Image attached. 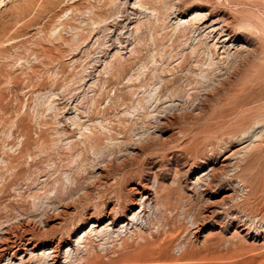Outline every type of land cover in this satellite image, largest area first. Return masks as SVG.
<instances>
[{
  "label": "rangeland",
  "instance_id": "1",
  "mask_svg": "<svg viewBox=\"0 0 264 264\" xmlns=\"http://www.w3.org/2000/svg\"><path fill=\"white\" fill-rule=\"evenodd\" d=\"M0 28V264H264V0H0Z\"/></svg>",
  "mask_w": 264,
  "mask_h": 264
},
{
  "label": "bare ground",
  "instance_id": "2",
  "mask_svg": "<svg viewBox=\"0 0 264 264\" xmlns=\"http://www.w3.org/2000/svg\"><path fill=\"white\" fill-rule=\"evenodd\" d=\"M211 26V25H210ZM1 29V28H0ZM222 31V30H221ZM43 51V50H42ZM37 59V58H36ZM50 62V61H49ZM52 63V62H51ZM49 64V63H48ZM262 117H260V119H261ZM262 120V119H261ZM253 121V120H252ZM264 121H255L254 122V125L251 127V131H248V132H245L243 135H242V138H243V140H244V138L245 139H248L247 141H249L250 139L249 138H255L256 137V139H257V135H259L260 134V132L263 130V127H264ZM241 134V133H240ZM257 134V135H256ZM256 135V136H255ZM234 137V136H233ZM239 138V137H238ZM237 139V138H236ZM240 139V138H239ZM255 140V139H254ZM251 141V140H250ZM253 141V140H252ZM262 142V141H261ZM236 143V142H235ZM239 143V142H238ZM248 143V142H247ZM250 144H252V143H250ZM259 145V144H258ZM246 147H249V143H248V146L246 145V141L245 142H241V143H239V144H236L235 146L233 145L232 146V148L229 150L230 152H229V154L225 157V158H227V157H229V156H238L240 153L242 154V152H244V149L246 148ZM257 147V146H256ZM257 149V148H256ZM246 150V149H245ZM223 154V153H222ZM192 156V155H191ZM241 156V155H240ZM239 157V156H238ZM242 158V157H241ZM232 161H234V160H232ZM225 163V162H224ZM212 168V167H211ZM202 174V173H201ZM102 176V175H101ZM103 177V176H102ZM133 177V176H132ZM207 177V176H206ZM203 178V177H202ZM206 180V179H205ZM109 184V183H108ZM112 184V183H111ZM236 185V184H235ZM234 185V186H235ZM107 186V185H106ZM118 187V186H117ZM239 187V186H238ZM147 188V187H146ZM98 189V188H97ZM132 191H133V193L135 194V197L134 198H130V200H129V204H131V205H137V202H136V197H138V196H140V197H142L143 198V196H145V200L144 201H141V203L139 204V206H138V208L139 207H142V209L140 210V211H136L137 209L135 208H131L132 206H126L125 207V209H128V211H129V215H125V216H123L124 218H125V220L124 221H122V223L121 224H123V225H121V228L123 227V226H128L129 225V223L130 222H132V220H136V218L138 217V215L141 213V212H143L144 211V203H145V201L147 202V200L149 201V200H152L151 199V194H149L147 191H146V189H145V187L143 186H139V185H135L134 187H132ZM157 191V190H156ZM242 191V190H241ZM120 193V192H119ZM133 194V195H134ZM226 196H228L229 197V195H226ZM119 199V198H118ZM144 199V198H143ZM142 200V199H141ZM115 201H118L117 199L115 200ZM124 201V200H123ZM121 203H122V201H120ZM140 202V201H139ZM107 203V202H106ZM149 204V203H148ZM113 205H114V203H113ZM122 207V206H121ZM74 209V208H73ZM116 209H117V207H116ZM121 208H119V209H117V210H120ZM123 210V209H122ZM122 210H120V211H122ZM116 211V210H115ZM115 211H113V209L111 210L110 208H109V211H108V209H107V211H105V213H104V218H108V216H109V214H110V212H112L113 214H114V212ZM98 212V211H97ZM81 214V213H80ZM115 214H117V211L115 212ZM114 214V215H115ZM71 215V214H70ZM111 217V216H110ZM114 217V216H113ZM64 219V218H63ZM83 220V219H82ZM112 220V219H111ZM114 220V219H113ZM94 221V220H93ZM114 222V221H113ZM20 223V222H19ZM108 223H112V221L110 222H108ZM18 224V223H17ZM72 224V223H71ZM67 225V224H66ZM105 225V224H104ZM103 225V226H104ZM13 226V225H12ZM100 225H99V223L96 221V222H94V223H92V227H99ZM140 226V225H139ZM105 228H107V226H105V227H101V229H105ZM127 228V227H126ZM139 228V227H138ZM172 230V229H171ZM124 231V230H123ZM6 232V231H5ZM24 232V231H23ZM90 232V231H89ZM103 232V231H102ZM120 233V232H119ZM55 234V233H54ZM83 234V233H82ZM87 234H88V232H87ZM86 234H84V236H85ZM125 235V234H124ZM7 236L8 235H6L5 237L7 238ZM10 236V235H9ZM31 236V235H30ZM29 236V237H30ZM33 236V235H32ZM44 236V235H43ZM84 236L83 237H80L78 240H81V239H83L84 238ZM147 236V235H146ZM62 237V236H61ZM141 237V236H140ZM9 238V237H8ZM7 238V239H8ZM142 238H143V240H144V242H143V244H142V250H141V252H139L137 255H133V251H131V253H130V251L129 252H125V254H124V258L125 257H127V258H132V262H134V261H136L137 262V260H139V261H142V260H145V259H147V256H150V257H152V255H153V253L151 252L150 253V249H151V246H152V242H151V240L150 239H148V238H145L144 236H142ZM6 239V240H7ZM32 239H34V237L32 238ZM61 239V238H60ZM125 239V238H124ZM162 239V238H161ZM26 240V242L28 243L29 241H30V239L29 238H27V239H25ZM2 242H3V240H1ZM0 241V242H1ZM8 241H10V240H8ZM64 241V240H63ZM153 241V240H152ZM155 241V240H154ZM6 242V241H5ZM25 242V241H24ZM62 241H57L56 243H53L52 241L49 243V244H47V245H45V247H49V248H51L52 250V254H51V256H52V258H51V260H52V262L55 264V263H57V261H58V259L60 258V247H61V245H62V243H61ZM156 242V241H155ZM15 243V242H14ZM13 243V244H14ZM61 243V244H60ZM66 243V242H65ZM11 244V243H10ZM121 244H122V247L124 246V249H126L127 248V244H126V242L124 241V240H122V242H121ZM6 245L7 244H3V245H0V255L1 256H5V255H7L8 253L6 252L7 251V247H6ZM69 244L68 243H66V248H67V246H68ZM13 245H11V247H12ZM22 246V245H21ZM25 246V245H24ZM31 246H33V245H31ZM80 246V245H79ZM88 246V245H87ZM19 247H20V245H19ZM28 247V246H27ZM21 248H24L23 246L21 247ZM29 248V247H28ZM30 249H31V247H30ZM141 249V248H140ZM158 249V248H157ZM24 250V249H23ZM28 250V249H27ZM46 250V249H45ZM33 251V250H32ZM48 251H50V250H48ZM12 252H13V250H12ZM24 252V251H23ZM28 252H29V250H28ZM46 252V251H45ZM71 252V251H70ZM19 253V252H18ZM65 253H66V251H65ZM89 253V252H88ZM135 253V252H134ZM16 253H11L10 254V258H14V255H15ZM23 254V253H22ZM41 255L42 256H44L45 255V253L43 252V254L41 253ZM25 256V255H24ZM47 256V255H46ZM50 256V257H51ZM63 256V255H62ZM21 257H22V255H21ZM120 257H122V256H120ZM6 258V257H5ZM44 258V257H43ZM121 259V258H120ZM16 260V259H15ZM122 260V259H121ZM148 260V259H147ZM128 261H130V260H128ZM64 262V261H63ZM127 262V261H126ZM52 263V264H53ZM168 263V262H167ZM1 264H3V263H1ZM139 264V263H138Z\"/></svg>",
  "mask_w": 264,
  "mask_h": 264
}]
</instances>
